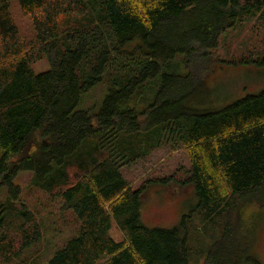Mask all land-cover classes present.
Instances as JSON below:
<instances>
[{
	"label": "trees",
	"instance_id": "trees-1",
	"mask_svg": "<svg viewBox=\"0 0 264 264\" xmlns=\"http://www.w3.org/2000/svg\"><path fill=\"white\" fill-rule=\"evenodd\" d=\"M18 2L36 37L29 50L9 1L0 0V179L12 194L0 201V258L10 264H190L186 224L196 215L205 225L226 217L207 264H261L234 241L243 239L242 205H264V89L217 105L193 73H167L164 65L181 54L190 64L198 48L214 49L222 33L244 21L264 23V0ZM42 58L50 67L36 74L32 64ZM108 66L124 74L113 79L99 111L76 110ZM148 86L151 101L132 104ZM166 144L183 148L189 167L152 182L192 185L197 201L180 226L150 228L140 213L145 184L133 189L122 170ZM17 170L33 172L38 187L73 211L76 234L52 251L27 254L44 236L17 199ZM114 221L123 240L112 238ZM222 234L221 245L215 240Z\"/></svg>",
	"mask_w": 264,
	"mask_h": 264
},
{
	"label": "rangeland",
	"instance_id": "rangeland-1",
	"mask_svg": "<svg viewBox=\"0 0 264 264\" xmlns=\"http://www.w3.org/2000/svg\"><path fill=\"white\" fill-rule=\"evenodd\" d=\"M12 14L23 41L28 45L29 50L35 45V29L32 17L21 9L18 0H8ZM197 53L189 59L190 64H185L187 57L177 55L167 64L179 63L177 70L168 69L164 65V72L175 74L193 73L203 87L212 90V100L217 105L230 104L248 94L257 93L264 89V64L258 61L263 59L264 54V23L253 18L241 24L229 28L222 33L214 49L203 51L198 48ZM185 62L183 63V61ZM191 60V61H190ZM33 71L38 74L49 69L47 58L37 59L32 64ZM124 74L115 70L112 66L106 67L102 79L81 94L76 110L88 111L96 114L108 93L109 87L115 84L114 80ZM114 79V80H113ZM158 81L161 79L158 77ZM113 80V81H112ZM149 82H154L150 80ZM151 85V84H150ZM149 85V86H150ZM148 87L143 88L140 94L135 95L131 100L132 104H139L141 108L151 101L148 95ZM153 88V85L152 87ZM146 97V99H145ZM147 101V102H146ZM17 160V158H13ZM182 167H189V158L183 148H174L166 144L153 151L146 159L125 167L122 172L133 189L145 184L140 213L144 225L150 228H172L180 226L184 216H189L195 210L194 203L197 201L195 189L192 185L182 186L178 183L169 185L156 184L152 182L158 178L168 177L179 171ZM34 179V173L26 170H17L13 178V184L18 186V200L26 205L41 224L44 239L37 248L27 252L28 255L36 250L51 251L54 247L61 246L66 239H71L77 229L76 219L72 210H66L63 202L59 199L53 200L44 190L38 187ZM152 182V183H150ZM12 195L7 186L0 179V201ZM257 201V200H256ZM256 201L244 203L240 210L244 218H240L243 224L238 246L241 252L246 248L261 264H264V205ZM238 205V204H237ZM189 218V217H188ZM214 222L205 225L199 218L193 216L187 222L186 227L190 231V264H207V251L213 248L214 239L222 233L224 224ZM187 221V219H186ZM112 238L116 241L124 239L120 228L114 221L112 224ZM240 227V226H239ZM241 228V227H240ZM239 228V229H240ZM237 233V236H238ZM219 243L226 242L223 234L218 240ZM218 242L216 243L219 244ZM227 245V243H225ZM241 258V257H240ZM0 264H10L0 258ZM242 264H245L242 262Z\"/></svg>",
	"mask_w": 264,
	"mask_h": 264
},
{
	"label": "crops",
	"instance_id": "crops-1",
	"mask_svg": "<svg viewBox=\"0 0 264 264\" xmlns=\"http://www.w3.org/2000/svg\"><path fill=\"white\" fill-rule=\"evenodd\" d=\"M66 209V208H65ZM67 210V209H66ZM66 243V242H65Z\"/></svg>",
	"mask_w": 264,
	"mask_h": 264
}]
</instances>
